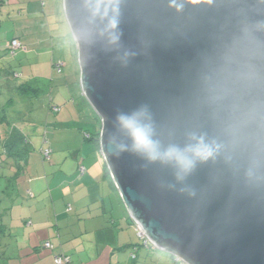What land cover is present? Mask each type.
I'll return each instance as SVG.
<instances>
[{
    "label": "water",
    "instance_id": "1",
    "mask_svg": "<svg viewBox=\"0 0 264 264\" xmlns=\"http://www.w3.org/2000/svg\"><path fill=\"white\" fill-rule=\"evenodd\" d=\"M62 3L99 152L141 235L184 264H264V0ZM142 108L161 154L193 159L202 139L212 156L185 174L133 152L116 116Z\"/></svg>",
    "mask_w": 264,
    "mask_h": 264
},
{
    "label": "rangeland",
    "instance_id": "2",
    "mask_svg": "<svg viewBox=\"0 0 264 264\" xmlns=\"http://www.w3.org/2000/svg\"><path fill=\"white\" fill-rule=\"evenodd\" d=\"M43 23L47 24L45 31L44 26H42ZM64 28H67L70 32L63 13L62 0H0V106L11 100L12 103L9 106L5 105L6 117L8 120L12 119L14 126L21 128V131L27 136L28 143H25L22 147L20 146V148H25L29 152L28 163L24 167V172L21 171L17 176L18 164L14 160L18 158H8L6 155L0 154V210L7 206L8 197L5 196L6 190L14 189L16 191V189H20L19 191H21L22 195L15 201L20 203L22 201L42 203L47 206L42 213L46 218H51V215L54 216V213L51 214V207H53L54 203L56 206L63 208L62 211H58V222L60 225V227L58 226V231H61L63 235L70 233V237L77 235L75 242L80 244L78 246L79 249L81 247L84 248L85 245L94 248L92 243L97 242L100 243V249H105L106 247L107 250L110 249V254L114 242L111 244L103 240L102 237L107 235H101V232H93L96 227L91 224L85 228V222H89L90 219L83 220L78 218L79 214L77 211L79 208L76 207L74 201L83 196L81 192L85 190L83 185L87 183L86 178L88 177L82 180L83 176H80L81 171L78 167L79 159L66 158L65 156L67 155L64 153L61 155L60 153H52L49 147V141H62L63 139H65L63 140L64 142L59 144L61 146L64 145L63 148L67 147L66 144L70 147L73 146V148L80 147L81 143H76L78 138L76 131H79L81 136H83L80 128L82 130L89 129L93 133L95 126L99 131L101 128V122L98 125L95 119V115L97 117L98 115L78 89L79 67L78 76L74 75L76 66L72 68V64L66 65L62 74L57 75L53 71L51 40L56 39L54 50L56 59L59 56L73 60L75 54H77L76 44L72 35L70 34L71 38H67V40L65 37L63 38L66 35L63 32ZM14 37L19 38L23 47L21 46L20 49L15 51H6V44ZM46 38L47 42L45 41ZM65 40L66 43H64ZM24 47H26V50ZM13 52L14 54H12ZM14 73L19 77L12 78L11 76ZM25 84L38 92L34 96L31 93L28 94L29 96L26 93V96H23L19 92L20 89L19 91L16 90L18 94L8 91L9 88L15 91L17 86ZM55 96L58 102H56ZM55 105L60 107V114L57 109H54L57 107ZM74 113L75 115L79 113L80 116L77 124L70 121V116H73ZM1 115L2 112H0ZM74 127L75 132L72 129ZM7 129H9L7 125L0 124V153L2 151L1 141L3 133ZM84 144V150L86 149L87 151H84L82 163H85L87 170H89L87 171L89 175L100 172L98 178L100 181L103 178L105 165L103 157L100 152L98 153L93 142ZM86 147H89V149ZM47 149H50L51 153L48 157H45L44 151ZM55 160L57 161L54 162ZM12 165H14V168ZM70 182L73 185L72 189L79 191L78 193H68L67 189H69ZM60 184H64L65 189L55 190ZM29 186L41 194L39 193L38 195L36 193L35 198H30V194L26 192ZM106 186L109 188L108 182H106ZM50 192H52L53 198H51ZM53 200L55 202L52 203ZM104 201L106 207H110L108 215L112 214L113 218L122 224L121 228L118 226L111 227L113 229L108 230L109 235L113 233V230H117L131 244L139 245L140 239L137 236L135 225L129 223L131 219L125 211L117 190L115 189V193L109 199L105 197ZM14 207L13 215L16 216L18 208L16 205ZM93 212L95 211L83 212L82 215L86 218L88 214L90 215ZM3 222H6L5 217H3ZM53 224H55L54 220ZM49 232L53 236L52 241L59 240L60 237L57 236L53 228ZM37 234L46 236L47 231L37 232ZM91 234H93L92 239ZM56 251L57 249L52 252ZM129 254L127 251L128 256ZM92 262L97 263L96 260Z\"/></svg>",
    "mask_w": 264,
    "mask_h": 264
},
{
    "label": "crops",
    "instance_id": "3",
    "mask_svg": "<svg viewBox=\"0 0 264 264\" xmlns=\"http://www.w3.org/2000/svg\"><path fill=\"white\" fill-rule=\"evenodd\" d=\"M42 26H44V31L47 29V24L43 23ZM63 32L66 34L64 37L67 40V38H71L70 34L71 32L68 31L67 28L63 29ZM63 37V38H64ZM12 39H17L21 46L23 47L21 41L18 37H14ZM54 39V38H53ZM55 40H51V50L53 53V58L51 59V62L54 64H60V71L58 72L55 70V66H53V71L59 75L62 74L63 68H65L66 65H71L72 68L76 66V72L75 76H78V60H77V54H75L73 60L62 57H55ZM66 40L64 43H66ZM47 42V38L45 39ZM26 50V47H24ZM77 79V78H76ZM26 83V82H25ZM76 84V82H75ZM79 86V84H77ZM79 91H81L80 86L78 87ZM10 92L16 93V91L8 90ZM60 92V91H59ZM82 93V92H81ZM1 95V91H0ZM26 96V95H23ZM28 96V95H27ZM56 97V96H55ZM56 102H58V99L56 97ZM69 101V100H68ZM11 100L9 102H5L0 106V112H2V115L0 116V124L7 125L9 129L5 130L3 134H5L6 131H14L18 132L22 135H24V132L21 131V128L14 126V121L7 119V113L5 105L9 106L11 104ZM87 104V102H86ZM88 105V104H87ZM57 106V105H55ZM55 109H57V112H61L60 107L57 106ZM70 121L74 124H77V120L80 119L79 113L73 114V116H70ZM96 117V115H95ZM70 122V123H71ZM69 123V124H70ZM70 126V125H69ZM70 129V128H68ZM73 131L75 130V127L72 128ZM75 132V131H74ZM75 133L78 134V138L76 140V143L80 144L81 146L73 148V146H69L68 144L66 148H63L64 145H59L63 143L65 139L62 141H49V147L52 150V153H60L65 154L67 157H71L72 159H79L78 167L80 168V176L82 177V180L86 178L87 183L83 185L84 192H81L83 194L82 197L79 199H76L74 201V204L76 203V207L79 208L77 211L79 214V219L88 220L90 221L85 222V228L89 226L90 224L93 225V227H96L93 232H101V235H107L105 237H102L103 240L106 242H109L112 244L114 242L113 248H111V253L109 254V250H107V247L102 251L100 249V243H92L94 245V248L84 246L80 249L78 246V242H75V238H77V235H72L70 237V233L62 234L61 231H58V211L63 210L62 207L56 206L55 203L53 207H51L52 212L54 213V216L51 215V218L46 216H43L42 213L46 210L45 205L42 203L36 202H27L22 201L21 203L18 201H15L16 199L20 198L21 191L16 189H7L5 196L8 197V201L6 202L7 206H4L0 210V264H55L54 258L57 257L58 254H63L70 257V262L68 261L67 264H177L168 254H165L163 252H160L158 250L154 249H145L140 248L136 253V258L134 262H131V253L134 251L132 246L130 245L131 242L128 241L127 238L121 235L119 231L113 230V233L109 235L108 230L113 229L111 227L118 226L121 228V223L118 222L116 219L113 218V215L109 213V208L106 207L104 198L109 197L115 193V188L112 186V184L109 182V180L105 177L104 171H103V178L99 181V173H95L94 175H89L87 173V167L85 166V163H82V159L84 158V135L81 136L79 131H76ZM83 133V132H82ZM26 140L27 136L24 135ZM4 140V137L1 141V147L2 142ZM28 143V141H27ZM25 142H21L18 144V146L22 147ZM75 146V145H74ZM89 149V147H86ZM83 150V151H82ZM89 151V150H88ZM99 153V150H97ZM2 152V151H1ZM82 152V153H81ZM3 155L2 153H0ZM29 154V152H28ZM26 157V160H23L22 158L16 157H9V158H18L15 159L14 162L18 164V170L16 173V176L22 171L24 172V167L28 163V156ZM89 154V153H88ZM64 157V158H65ZM2 159V157H1ZM21 161V162H20ZM55 160L54 162H56ZM14 168V165H12ZM83 168V171L81 170ZM105 168V165H104ZM32 182V181H31ZM106 182H108L109 188L106 186ZM69 189H67L68 193L73 194L77 192L74 191L72 182L69 183ZM62 190L65 189L64 184H60L55 188V190ZM27 193L30 194V198H35L36 193L39 195L40 192H36L34 189H32L30 186L28 187ZM79 192V191H78ZM77 192V193H78ZM103 192V194H102ZM102 195H101V194ZM41 194V193H40ZM51 198H53L52 192H50ZM5 198V197H4ZM22 200V199H21ZM86 200V201H85ZM17 202V204H16ZM55 202V200L52 201V203ZM12 203H14L12 205ZM12 205V206H10ZM18 208L17 215L14 216L15 206ZM70 207V206H69ZM92 210L95 212L90 213L86 216V218L83 217L82 213H89ZM82 215V216H81ZM81 216V217H80ZM3 217H5L6 222H3ZM103 219V220H102ZM107 219V220H106ZM53 220L55 221V224H53ZM119 223V224H118ZM54 229L57 233V236L60 237L59 240L52 241L53 236L49 232L50 229ZM47 231L46 236H42L41 234H37V232H43ZM87 233V232H86ZM91 239L93 237V234H91ZM45 242H50L53 249H46L43 247V244ZM69 244V245H68ZM111 246V245H110ZM108 246V247H110ZM130 247V248H129ZM129 248V250H128ZM57 249L56 252H52L53 250ZM48 250V251H46ZM127 251L130 253L129 256L127 255ZM89 252V253H88ZM96 260L97 263H93L92 261Z\"/></svg>",
    "mask_w": 264,
    "mask_h": 264
},
{
    "label": "clouds",
    "instance_id": "4",
    "mask_svg": "<svg viewBox=\"0 0 264 264\" xmlns=\"http://www.w3.org/2000/svg\"><path fill=\"white\" fill-rule=\"evenodd\" d=\"M110 27H116L115 21L110 23ZM142 116H147L146 109L142 108L129 114L120 113L116 116V122L119 128L128 134L131 141V150L143 155L148 161L152 162L157 159L175 160L180 171L186 174L191 170L196 159L206 160L212 156L213 150L211 146L204 144L202 139L189 149L193 159H188L175 148H170L161 154L157 149L155 141L152 139L151 125L141 123L140 118Z\"/></svg>",
    "mask_w": 264,
    "mask_h": 264
},
{
    "label": "trees",
    "instance_id": "5",
    "mask_svg": "<svg viewBox=\"0 0 264 264\" xmlns=\"http://www.w3.org/2000/svg\"><path fill=\"white\" fill-rule=\"evenodd\" d=\"M64 37V36H63ZM51 38H53L52 36H51ZM13 40H16V41H18L17 39H11V41H13ZM11 41H9V42H11ZM8 42V43H9ZM19 42V41H18ZM20 43V42H19ZM20 46H21V44H20ZM21 48V47H20ZM20 48H18V49H20ZM5 50L6 51H12L11 49H10V47L9 46H7V44H6V47H5ZM17 50V49H16ZM13 51H15V50H13ZM12 54H14V52L12 53ZM52 65L53 66H55L56 64H53L52 63ZM12 78L13 77H15V78H18L19 76L17 75V74H13L12 76H11ZM19 89H20V91H19ZM9 90H11L10 88H9ZM16 90H18L19 92H21L20 94H22V95H25V93L28 95V94H32V96H34V94H36L38 91L36 90V89H33L32 90V88H30L27 84H25V85H22V86H17L16 88H15V91ZM17 93V92H16ZM18 94V93H17ZM29 96V95H28ZM9 102V101H8ZM95 119H96V123L98 124V125H100V119L96 116L95 117ZM95 128V131H94V133L91 131V130H89V129H86V130H82V128H80V130L83 132V135H84V141L85 142H93L94 144H95V146H96V149L97 150H99V136H100V131H99V129H96L97 127L95 126L94 127ZM3 137H4V140H3V142H2V154L3 155H6L8 158L9 157H19V158H22L23 160H26V157H27V154H28V151L24 148H20L19 146H18V144H20L21 142H25L26 144H27V140H26V138H25V136L24 135H22V134H20V133H18V132H14V131H6L5 132V134L3 135ZM47 150H49V152L51 153V150L50 149H47ZM49 153V154H50ZM104 174H105V177L109 180V182L112 184V186L114 187V185H113V183H112V181H111V178H110V176H109V173H108V170H107V168L105 167L104 168ZM115 188V187H114ZM130 220V219H129ZM129 223H132L133 224V222L130 220L129 221ZM135 229H136V226H135ZM137 232V231H136ZM138 236V235H137ZM138 238L140 239V244L139 245H137V244H130L131 246H132V248L134 249V251L131 253V262H134L135 261V258H136V253H137V251L140 249V248H145V249H153V247L147 242V243H144V240L142 239V238H140L139 236H138ZM43 246H44V244H43ZM52 248H54L53 246H52ZM51 248V249H52ZM155 250V249H154ZM57 257H59V258H61V259H68V261L70 262V257L69 256H66V255H63V254H58L57 255ZM56 257V258H57ZM171 257V256H170ZM177 264H180L179 263V261H177V260H175L173 257H171ZM54 263L56 264V262H55V258H54ZM68 262H65V263H63V264H67Z\"/></svg>",
    "mask_w": 264,
    "mask_h": 264
},
{
    "label": "built area",
    "instance_id": "6",
    "mask_svg": "<svg viewBox=\"0 0 264 264\" xmlns=\"http://www.w3.org/2000/svg\"><path fill=\"white\" fill-rule=\"evenodd\" d=\"M7 46H9L12 51L21 47L20 43L18 41H16V40H13V41L7 43ZM55 69L58 72L60 71V64L59 63L55 65ZM49 153H50L49 150H45L44 151L45 157H48ZM81 170L83 171V168ZM136 231H137V235L144 240V243H147L148 241L145 239V237L143 235H141L140 230L137 227H136ZM44 248L51 249L52 248V244L50 242H45L44 243ZM177 261H179L180 264H184L180 260H177ZM55 262H56V264H63L65 262H68V259H64L63 260V259L57 257V258H55Z\"/></svg>",
    "mask_w": 264,
    "mask_h": 264
}]
</instances>
